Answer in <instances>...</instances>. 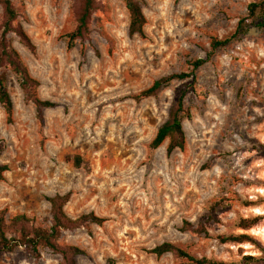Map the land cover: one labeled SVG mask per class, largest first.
I'll return each instance as SVG.
<instances>
[{
    "label": "rangeland",
    "instance_id": "rangeland-1",
    "mask_svg": "<svg viewBox=\"0 0 264 264\" xmlns=\"http://www.w3.org/2000/svg\"><path fill=\"white\" fill-rule=\"evenodd\" d=\"M258 0H146V37L129 35L124 0H99L88 40L68 48L76 27L73 0H14L26 11L23 26L36 45H13L40 81L38 94L55 102L44 124L9 74L13 121L0 106V211L45 223L46 196L71 193L72 218H106L64 231L61 243L85 254L76 264H195L150 250L169 242L196 258L239 262L263 257L250 243H221L220 234L247 233L264 247V28L214 50L212 39L230 37L248 6ZM2 9L0 7V18ZM156 95L135 97L172 73ZM192 116L184 121L183 151L166 154L167 141L150 148L169 108L184 88ZM80 157L77 165L76 157ZM241 219H259L249 230ZM203 224L208 234L183 231ZM50 250L32 257L23 247L0 253V264H61ZM253 264H264L259 261Z\"/></svg>",
    "mask_w": 264,
    "mask_h": 264
},
{
    "label": "trees",
    "instance_id": "trees-1",
    "mask_svg": "<svg viewBox=\"0 0 264 264\" xmlns=\"http://www.w3.org/2000/svg\"><path fill=\"white\" fill-rule=\"evenodd\" d=\"M129 13V35L146 37L145 26L147 17L143 6L146 0H124ZM75 8L76 27L67 34L68 48H72L76 41L88 40L91 34L92 16L99 9V0H73ZM2 9L0 18V106L7 115V121H13L14 102L8 89L9 74L15 75L19 80L20 88L24 95V100L32 103L36 108V117L40 124H44V111L55 107V102L42 99L38 94L40 81L35 78L27 64L22 59L20 53L13 45V37L31 53H36V45L26 32L23 22L27 19L26 11L19 8L14 0H0ZM252 27L264 28V0L252 2L248 6V15L241 18L234 33L225 39H212L211 46L214 50L226 47L230 42L245 36ZM208 58H199L192 62V73H172L163 76L153 82V84L136 95V99H144L156 96L162 88L173 81H181L192 77L194 84L195 71L205 65ZM188 88L181 90L179 96L169 108L167 120L161 124L157 133L150 143L152 150L158 149L166 141V154L179 149L183 151L186 146L187 136L184 128V121L192 116L191 110L186 105ZM2 148L0 147V150ZM77 165L80 164V157H76ZM9 170L7 164L0 163V180L4 179L5 172ZM71 193L56 194L46 196L50 203V218L45 223H38L35 218L25 214L9 216L6 210L0 211V253L12 252L17 247H23L32 257L39 258L41 251L50 250L62 256L61 264H76V256L85 254V251L77 246L64 245L61 238L64 231H73L89 224L102 225L106 218L94 213L84 214L78 218L70 217L65 206L70 201ZM259 219H241L237 226L243 230H249L258 223ZM183 231H193L198 234H208L203 224L194 227L188 221L184 222ZM221 243H250L262 252L263 257L255 255H243L239 262H225L209 259L206 257L196 258L176 245L164 242L150 250L157 256L165 253H172L178 258H187L195 264H253L264 261V247L252 235L247 233L220 234L217 236Z\"/></svg>",
    "mask_w": 264,
    "mask_h": 264
}]
</instances>
